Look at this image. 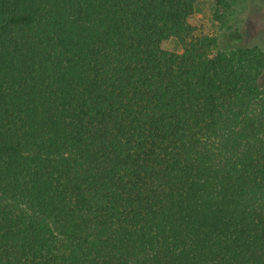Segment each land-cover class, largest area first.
Segmentation results:
<instances>
[{"label": "trees", "instance_id": "obj_1", "mask_svg": "<svg viewBox=\"0 0 264 264\" xmlns=\"http://www.w3.org/2000/svg\"><path fill=\"white\" fill-rule=\"evenodd\" d=\"M198 1L0 0V264H264V50Z\"/></svg>", "mask_w": 264, "mask_h": 264}, {"label": "rangeland", "instance_id": "obj_2", "mask_svg": "<svg viewBox=\"0 0 264 264\" xmlns=\"http://www.w3.org/2000/svg\"><path fill=\"white\" fill-rule=\"evenodd\" d=\"M213 0H200L195 5L191 22L202 31L214 35L222 48H234L236 44H256L264 50V0H235L224 23L212 18ZM237 31L240 39L234 41L230 32ZM164 47L170 51L180 52L181 46L175 38H169ZM264 86V72L260 77Z\"/></svg>", "mask_w": 264, "mask_h": 264}]
</instances>
